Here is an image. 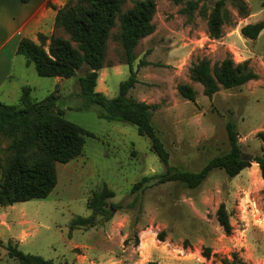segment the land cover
Instances as JSON below:
<instances>
[{"label":"rangeland","instance_id":"374dc122","mask_svg":"<svg viewBox=\"0 0 264 264\" xmlns=\"http://www.w3.org/2000/svg\"><path fill=\"white\" fill-rule=\"evenodd\" d=\"M135 1L123 0V12ZM155 1L156 30L136 47L133 67L139 82L130 95L157 106L153 123L169 152L172 171L197 172L212 158L228 153L231 145L226 126L230 121L236 124L244 155L261 154L264 30L251 40L241 34V28L264 20V0H243L248 5L247 16L239 15L229 1L230 18L220 38L209 34L208 21L198 11L189 19L181 11L185 3ZM203 4L209 11L213 5L201 0ZM119 32L118 19L108 42L106 61L110 66L103 68L109 98L119 94L120 83L131 74L116 38ZM57 34L70 37L63 29ZM227 56L236 63L248 61L259 77L239 87L222 88L213 97L205 95L203 85L191 80L192 65L204 57L212 64L220 63ZM25 60L24 55L18 56L16 79L8 93H0V102L19 106L24 86L33 88L31 94L36 100L54 92L64 117L94 136H86L82 155L68 163H57L58 184L47 198L18 202L14 209L1 208L12 226L11 231L0 226L4 241L10 235L21 239L26 233L19 249L51 260V264H99L103 257L104 264H224L223 260L233 255L248 264H264V180L257 162L252 161L235 177L214 169L196 188L181 181L159 183L166 165L152 151L150 139L140 135L133 124L101 118V106L86 105L79 77L86 74L88 65L74 77L56 79L40 76ZM181 83L195 88L196 101L179 94L177 86ZM7 145H0L3 156H9ZM145 176L152 180L133 193V185ZM105 185L115 192L106 207L116 206L118 210L110 220L93 215L92 221L77 226L76 218L92 215L88 198ZM221 204L229 215V232L217 218ZM142 231H147L146 235ZM98 238L99 254L90 248ZM1 245L0 264H17Z\"/></svg>","mask_w":264,"mask_h":264},{"label":"trees","instance_id":"16d2710c","mask_svg":"<svg viewBox=\"0 0 264 264\" xmlns=\"http://www.w3.org/2000/svg\"><path fill=\"white\" fill-rule=\"evenodd\" d=\"M175 4L185 3L182 12L189 19L198 11L208 21L209 34L220 38L223 26L230 18L227 3L237 8L239 15L249 14L248 5L243 0H206L213 3L210 11L201 0H172ZM157 2L155 0H136L133 7L123 12V0H69L58 10L55 20V33L47 43V37L40 34L39 43L23 38L17 52L26 57L27 64H33L37 73L43 77L71 78L88 65L85 75L79 77L80 94L86 105L101 106L99 116L108 121H121L133 124L138 133L150 139L151 149L160 161L166 165V171L160 174L159 183L181 181L189 188L201 185L214 169H223L228 176L235 177L251 162H257L264 180V146L261 154L253 160L244 157L238 139L236 124L227 123L230 151L222 156L212 158L200 171H172L169 166L170 155L157 133L153 123V110L156 105L138 101L129 95L138 80V72L133 64L137 59L136 47L141 39L153 34L156 30L154 16ZM120 21V32L116 38L125 51L126 61L130 65L131 74L120 83V91L116 97L109 98L97 91L99 71L110 66L107 64L108 42L112 29ZM63 29L69 34L64 38L57 34ZM264 30V20L249 23L241 28V34L255 40ZM191 80L203 85L204 94L213 97L222 88L231 89L242 86L259 77L248 61L236 63L227 56L220 63L212 64V60L204 57L193 64ZM179 94L189 100L196 101L197 91L188 83L177 86ZM32 88L24 86L20 97L21 104L9 105L0 102V145L7 142L5 148L9 156H3L0 149V207L17 202L47 198L58 184L57 163H68L83 154L86 136H94L78 124L67 120L64 111L57 107V95L53 92L43 100L32 97ZM149 176L143 177L132 187L137 192L144 184L151 181ZM115 192L107 185L88 198V207L92 211L89 218L78 217L77 226L92 221L93 215H103L107 219L114 215L118 207H106L107 199L114 197ZM217 218L224 229L229 232L231 223L224 204L217 211ZM10 258L17 264H51L40 255L25 253L18 244L9 241L7 246ZM224 264H248L237 255L232 259H224Z\"/></svg>","mask_w":264,"mask_h":264},{"label":"crops","instance_id":"0c3cea01","mask_svg":"<svg viewBox=\"0 0 264 264\" xmlns=\"http://www.w3.org/2000/svg\"><path fill=\"white\" fill-rule=\"evenodd\" d=\"M68 1L69 0H0V93H8L10 85H12L13 81L16 79V64L18 56L20 55L17 49L20 41L23 38H29L39 43V35L42 34L48 38L47 43H49L50 37L56 31L55 20L58 10L64 7ZM25 61L26 65L29 66L30 64H27V60ZM99 73V88L96 87V90L105 94L109 90L107 87V74L104 69L100 70ZM56 79L63 78L56 77ZM6 206L10 209H14L16 203ZM6 206L0 207V226L2 229L11 231L12 226L6 220L7 212L1 210L2 207ZM146 233L147 231H142L143 236L146 235ZM25 237L26 233L22 234L21 239H17V237L10 235L8 241H4L0 230L1 246L6 250L9 241L18 244L19 247L22 241L25 240ZM90 248L94 249L98 254L102 251L99 246V238L96 245ZM102 255L106 256V254L103 253ZM108 256H110V253ZM104 260H106L105 257L102 258V262L99 264H104Z\"/></svg>","mask_w":264,"mask_h":264},{"label":"water","instance_id":"95a60500","mask_svg":"<svg viewBox=\"0 0 264 264\" xmlns=\"http://www.w3.org/2000/svg\"><path fill=\"white\" fill-rule=\"evenodd\" d=\"M246 156H247V155H244V157H246ZM247 157H248L249 160H253L254 155L250 154V155H248Z\"/></svg>","mask_w":264,"mask_h":264}]
</instances>
